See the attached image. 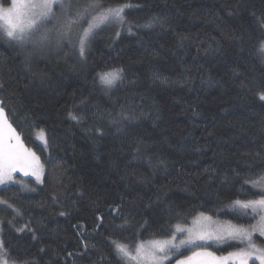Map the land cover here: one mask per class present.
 I'll return each instance as SVG.
<instances>
[{"label":"trees","instance_id":"obj_1","mask_svg":"<svg viewBox=\"0 0 264 264\" xmlns=\"http://www.w3.org/2000/svg\"><path fill=\"white\" fill-rule=\"evenodd\" d=\"M93 2L132 7L125 23L95 29L81 58L80 31L104 10ZM68 11L82 19L71 46L23 48L0 32V99L44 165L42 184L0 188L9 263L117 264L115 244L165 238L200 212L250 224L232 205L260 196L246 181L264 170V32L253 16L264 0H69ZM112 68L124 79L106 90L97 73ZM25 224L32 231H17Z\"/></svg>","mask_w":264,"mask_h":264},{"label":"snow or ice","instance_id":"obj_2","mask_svg":"<svg viewBox=\"0 0 264 264\" xmlns=\"http://www.w3.org/2000/svg\"><path fill=\"white\" fill-rule=\"evenodd\" d=\"M68 7L69 5L65 0H12L10 7L5 8L0 6V20L5 22L7 37L20 47L37 48L41 45H55L59 47L65 42H68L69 46H71V28L76 21L65 19L61 23V17H67ZM131 7L132 5L130 4L104 6L98 2L90 3L88 9L98 10L103 8L104 10L94 15L92 22L83 30L82 35L78 36L76 46L80 57L84 58L86 44L95 29L99 28L101 24H107L108 22L125 23V9ZM57 9H59V12ZM88 9L85 11H88ZM253 16L259 24L261 32H264V16L255 17V14ZM159 19V17H153L152 21H158ZM47 23H53L54 27L56 24H61V27L55 29V31L52 28H44L42 31L41 29ZM116 35L119 36V32ZM259 51L261 56L264 57V40L260 42ZM96 78L103 88L110 90L117 83L123 81L124 69L112 68L107 71L98 72ZM32 86H38L35 76L33 77ZM259 89L256 95L260 101H264V81L259 84ZM3 90L4 85L0 81V92ZM12 95L15 94L13 93ZM3 104L4 101L0 99V185L19 183L27 187L23 185L22 181H15V173L17 172H22L25 176H32L38 183L42 184L44 182V169L40 162V157L35 152L24 147L19 134H17L15 128L8 120ZM195 114L198 115L199 113ZM69 116L76 123H80L83 119L82 115L78 116L71 112ZM94 133L98 136L104 135L103 129L99 127L94 130ZM39 139L43 141L41 147H46L48 141L43 130H41ZM141 143L142 141H138V145ZM139 150V147H137V152ZM196 151H200V149H196ZM246 183H251L253 187L260 190V198L236 200L232 208L238 210L242 217L249 216L250 214L253 216L259 215L260 223L258 225L246 228L242 225L232 224L229 221L226 223L209 224L207 226H195L198 224V220L193 222L194 227L187 229L179 228L177 225L179 232L187 234L186 238L180 240L179 244L175 243L176 237L173 235L170 239L153 241L147 246L144 244L136 246L134 256L125 245L115 244L113 254L117 257V264H125V261H133L135 264H165V261L169 259V253L178 250L181 246H195L197 242L208 241H215L217 243L239 241L246 243L247 248L230 252L224 257H218L213 252L201 249L193 252L190 256L177 260L176 264H227L232 259L238 260L239 264H248V261L253 257L260 264H264V249L258 248L253 243L254 231H259L264 236V170L259 173L257 179L246 181ZM0 204L8 205V201L0 200ZM15 211L18 215H22L18 209ZM61 214L63 215V213ZM200 218L211 221V217H205L203 213L200 214ZM99 219L102 220V217ZM9 223L11 222L9 221ZM118 227L123 229L124 225H119ZM26 229L32 231L28 229L27 224L17 229V231L24 232ZM0 233H2V229H0ZM83 246L85 249L88 248L87 244ZM92 247H95V245H92ZM7 254L4 241L0 238V264H9V261L5 258ZM69 255L72 254L69 253ZM100 259L103 260L104 258L100 257Z\"/></svg>","mask_w":264,"mask_h":264},{"label":"rangeland","instance_id":"obj_3","mask_svg":"<svg viewBox=\"0 0 264 264\" xmlns=\"http://www.w3.org/2000/svg\"><path fill=\"white\" fill-rule=\"evenodd\" d=\"M65 2L69 5V0H65ZM11 3H12V0H9L8 3L0 4V6L7 8V7H10L11 6ZM57 11L59 12V9H57ZM80 12H77L76 13V11H75V12H70V14H69V11L67 9V17H63L62 16L61 17V23H63V21L65 19H71L73 21H76L72 25L71 30L72 31L75 30L77 32L79 30L78 28L80 27L81 22H82L81 17H80L81 20H79V18H78L80 16ZM91 18H92V16H91ZM91 18H88V20H86L87 22H86L85 26L81 29L80 35H82L83 30L88 27V24L92 22ZM112 24H113V22L110 23V25H112ZM60 27H61V24H56L55 27H54V24L53 23H47V24H45L43 26V28L41 30L43 31L44 28H52L55 31V29H59ZM0 32L2 33V35H4L6 38H8L7 35H6V25H5V22L3 20H0ZM71 34H72V32H71ZM16 132H17V134H19V132L17 130H16ZM19 136H20V138L22 140V137H21L20 134H19ZM22 142H23V145H24L25 148L30 149L31 151H33V152L36 153V151H34L31 148H29L23 140H22ZM36 155L38 156L37 153H36ZM40 162L43 165V162L41 160H40ZM43 169H44V165H43ZM23 177H30L33 180H35L34 177H32V176H25L22 172L15 173V181H22L23 182ZM35 182H37V181L35 180ZM2 186L3 185H0V188ZM259 198H260V196H259ZM259 198H251L249 200L259 199ZM201 213H203V212L198 213L194 218H192V220L189 223H186V224H177V225L179 226V228L187 229V228L194 227L193 222L194 221H197V220H198V224L195 225V226H199V225H205V226H207L209 224L226 223V222H229L230 221L232 224L242 225V226L248 228V227H250L252 225H258L260 223V216L259 215H255V219L250 224H243V223H239L238 224V223L232 221L231 219H224V218H218V217L217 218H214V217H212L209 214L203 213L205 217H211V221H208L206 219L200 218V214ZM177 225H175L174 232L171 235H169V236H167L165 238H154V239H145L144 241H138V242H136V245L133 248L131 246L128 247L125 244L124 245L129 250V252L134 256L135 255V250L134 249H135L136 246H139L140 244H144L145 246H147L149 243H151L153 241H162V240L170 239L173 235L176 237L175 243L176 244H179L180 240L185 239L187 234L186 233L179 232L177 230ZM256 235H258L260 237H263V238H264V236H262L259 231H254L253 232V243L258 248L263 249L262 247L259 246V243L257 241ZM229 242H227V243H229ZM219 244H226V243H217L215 241H208V242H197V245H195V246H193V245H184V246H181L178 250L169 253V259L165 261V264H176L177 260L183 259L186 256H190L193 252L199 251L201 249H206L207 251L213 252L218 257H224V256H227L228 253H230V252H236V251H239L242 248H245V249L247 248V244L244 243V246L243 247H240V248H237V249H232L229 252H221V251L218 252L217 250H214L213 245L216 246V245H219ZM126 263L127 264H135V262H133V261H126ZM227 264H239V261L236 260V259H232V260L228 261ZM248 264H260V262L258 260H256L255 257H253L252 259H250L248 261Z\"/></svg>","mask_w":264,"mask_h":264}]
</instances>
